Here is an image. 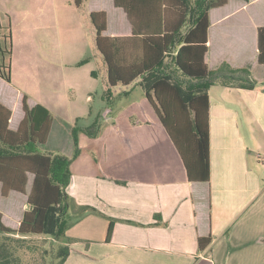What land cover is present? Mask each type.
<instances>
[{
  "label": "crops",
  "instance_id": "1",
  "mask_svg": "<svg viewBox=\"0 0 264 264\" xmlns=\"http://www.w3.org/2000/svg\"><path fill=\"white\" fill-rule=\"evenodd\" d=\"M171 1L169 28L179 25L184 7L186 20L156 69L185 85L195 83L180 71L176 57L199 20L197 0ZM95 12L106 13L105 37L133 36L127 13L115 0L109 8H94L90 15ZM0 13L11 22L14 33L67 37L76 29L74 0H0ZM209 16L210 70L219 71L224 64L248 69L257 83L254 89L215 83L207 90L210 180H188L184 162L147 98L158 73L130 86L111 88L108 65L98 50L106 68L105 98L110 92L115 101L130 100L137 87L143 93L140 102L125 104V122L101 128L71 165L62 242L66 238L74 242L69 244L71 253L65 264H264V65L258 62L264 0H229L223 7L210 9ZM67 55L65 44L55 61L66 63ZM24 97L21 89L0 78V103L12 112L11 131H18L25 118ZM28 104H42L53 117L47 142L39 149L44 154L72 157L76 114L67 121L54 113L50 102L28 98ZM34 179L28 174L26 193L11 191L7 197L0 182V213L6 227L19 229L29 210ZM209 237L212 243L201 248L199 239Z\"/></svg>",
  "mask_w": 264,
  "mask_h": 264
},
{
  "label": "trees",
  "instance_id": "2",
  "mask_svg": "<svg viewBox=\"0 0 264 264\" xmlns=\"http://www.w3.org/2000/svg\"><path fill=\"white\" fill-rule=\"evenodd\" d=\"M78 7L83 0H74ZM229 0H197L199 20L188 33L177 53V66L195 83L184 84L180 79L156 69L168 53L171 40L186 20L187 9L175 29L167 19L171 0H115L123 8L133 26L129 38H108L105 12H95L90 19L96 31V46L108 65L111 88L130 86L157 72L158 77L147 89V98L156 109L161 123L174 142L186 168L190 182H207L211 177L210 161V97L207 90L215 83L242 89H254L256 81L248 69H232L227 64L219 71H211L208 63V30L211 26L209 10L227 5ZM1 26V25H0ZM4 46L0 43V78L12 81L11 22L9 21ZM258 62L264 65V27L258 30ZM225 72L229 73L226 74ZM187 92L196 93L192 96ZM152 93V94H151ZM153 95V96H152ZM110 106L115 100L109 92ZM25 118L18 131L9 129L12 112L0 103V182L2 194L11 191L26 193L28 174L35 176L28 198L29 210L24 214L18 230L6 227L0 213V264H65L74 240L65 238L68 214L66 187L70 184L71 165L79 156L78 134L92 139L101 132L100 118L83 128L75 126V151L72 157L60 153L44 154L39 145L47 142L52 114L42 104L30 107L28 97L23 99ZM114 224L108 232L110 240ZM51 237L52 239H48ZM212 243V238L199 239L201 248Z\"/></svg>",
  "mask_w": 264,
  "mask_h": 264
},
{
  "label": "rangeland",
  "instance_id": "3",
  "mask_svg": "<svg viewBox=\"0 0 264 264\" xmlns=\"http://www.w3.org/2000/svg\"><path fill=\"white\" fill-rule=\"evenodd\" d=\"M111 4L112 0H84L81 7L76 5V29L70 30L67 37H35L22 31L14 33L11 28L12 55L11 58L6 56L4 62L7 65L11 61L12 85L21 89L31 100L52 103L54 113L67 121L76 114V128H88L98 117L102 129L112 123H124L128 110L125 104L140 102L142 98L143 90L140 87L135 89L130 100L115 101L111 106L104 95L106 68L98 56L90 12L101 5L109 8ZM0 25V43L4 46L3 38L7 36L5 28L9 23L1 13ZM65 44L68 49L67 64H62L55 60ZM91 139L80 132V150L85 149Z\"/></svg>",
  "mask_w": 264,
  "mask_h": 264
}]
</instances>
